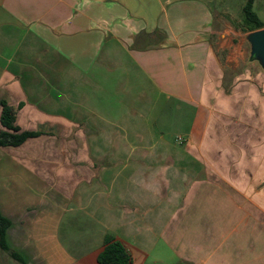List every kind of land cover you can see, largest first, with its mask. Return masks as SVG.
Listing matches in <instances>:
<instances>
[{
  "label": "crops",
  "instance_id": "crops-1",
  "mask_svg": "<svg viewBox=\"0 0 264 264\" xmlns=\"http://www.w3.org/2000/svg\"><path fill=\"white\" fill-rule=\"evenodd\" d=\"M246 4L236 19L232 0H0V118L6 101L41 133L0 147V214L26 264H99L107 236L132 264H264ZM0 264L23 263L0 246Z\"/></svg>",
  "mask_w": 264,
  "mask_h": 264
},
{
  "label": "trees",
  "instance_id": "trees-1",
  "mask_svg": "<svg viewBox=\"0 0 264 264\" xmlns=\"http://www.w3.org/2000/svg\"><path fill=\"white\" fill-rule=\"evenodd\" d=\"M254 0H248L244 7V32H254L262 29L263 23L258 15L253 11ZM251 61H254L250 59ZM2 113L0 123V147L16 148L23 145L27 140L41 135L39 132L22 131L16 125V115L12 107L6 101L1 102ZM10 222L0 214V246L1 250L8 252L15 260L26 264L24 259L12 251L7 243L6 233L10 227ZM99 264H132L133 258L128 253L124 245L111 236H107L104 242V248L98 256Z\"/></svg>",
  "mask_w": 264,
  "mask_h": 264
},
{
  "label": "water",
  "instance_id": "water-1",
  "mask_svg": "<svg viewBox=\"0 0 264 264\" xmlns=\"http://www.w3.org/2000/svg\"><path fill=\"white\" fill-rule=\"evenodd\" d=\"M249 46V57L264 70V29L251 32L244 37Z\"/></svg>",
  "mask_w": 264,
  "mask_h": 264
},
{
  "label": "rangeland",
  "instance_id": "rangeland-1",
  "mask_svg": "<svg viewBox=\"0 0 264 264\" xmlns=\"http://www.w3.org/2000/svg\"><path fill=\"white\" fill-rule=\"evenodd\" d=\"M246 0H232V17L238 19V17H243V11H241L240 6L245 3ZM248 1V0H247ZM218 9V8H217ZM254 11L256 13L259 14V16L262 18L263 22H264V13L262 14L261 12H259L258 8H254ZM248 52H249V46H248ZM167 260L168 259V254L165 255ZM171 262L175 261V258L172 257V259L170 260Z\"/></svg>",
  "mask_w": 264,
  "mask_h": 264
}]
</instances>
